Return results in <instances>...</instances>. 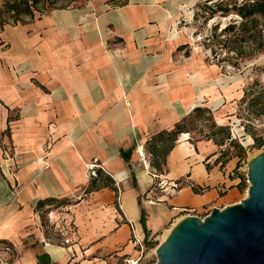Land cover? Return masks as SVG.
<instances>
[{"label": "crops", "instance_id": "0c3cea01", "mask_svg": "<svg viewBox=\"0 0 264 264\" xmlns=\"http://www.w3.org/2000/svg\"><path fill=\"white\" fill-rule=\"evenodd\" d=\"M201 1L84 0L1 32L0 242L13 264H124L187 214L236 201L239 158L213 139L181 133L162 170L146 148L198 106L240 125L247 78H219L183 25ZM95 161L108 180L93 188ZM154 172L180 188L159 189Z\"/></svg>", "mask_w": 264, "mask_h": 264}, {"label": "trees", "instance_id": "16d2710c", "mask_svg": "<svg viewBox=\"0 0 264 264\" xmlns=\"http://www.w3.org/2000/svg\"><path fill=\"white\" fill-rule=\"evenodd\" d=\"M58 0H4L0 7V25L16 24L25 22L27 18H33L37 12L44 13L51 8H55ZM41 5V7H40ZM197 17L199 11L203 13L206 19L217 15L229 16L236 15L239 19L231 18L220 33V23L212 27L214 41L221 45V49L225 50L226 57L220 58L221 52H218L214 45L208 44L211 50L212 59L223 67L224 61L233 64L246 59L253 58L264 52V0H203L197 6ZM225 36L221 39L220 36ZM252 95V97H250ZM245 99H248L247 108L251 116H264V84H260L257 80L248 87ZM245 99L243 101L245 102ZM242 101V102H243ZM213 119V112L208 107L198 106L187 117L176 124L173 130H163L155 134L147 144V150L152 154V165L157 170H162L166 163L169 152L173 149L179 135L189 131V123L201 121V125L208 120ZM203 123V124H202ZM213 130L197 139H213L217 144L239 148L240 160L246 157L247 147L242 142H238L233 138L229 126L216 124L214 120L211 122ZM264 144V142L262 143ZM261 143L258 146L262 145ZM229 150H224L222 155L225 156ZM233 156L230 155L229 158ZM239 165V163H238ZM99 178L92 181L93 188L96 187L98 180H108V177L98 172ZM243 188V186L241 187ZM39 264H56L52 263L46 256L39 257Z\"/></svg>", "mask_w": 264, "mask_h": 264}, {"label": "water", "instance_id": "95a60500", "mask_svg": "<svg viewBox=\"0 0 264 264\" xmlns=\"http://www.w3.org/2000/svg\"><path fill=\"white\" fill-rule=\"evenodd\" d=\"M239 203L187 214L156 247V264H264V150L248 162Z\"/></svg>", "mask_w": 264, "mask_h": 264}, {"label": "rangeland", "instance_id": "374dc122", "mask_svg": "<svg viewBox=\"0 0 264 264\" xmlns=\"http://www.w3.org/2000/svg\"><path fill=\"white\" fill-rule=\"evenodd\" d=\"M3 1L4 0H0V7ZM82 2H84V0H58L55 3V7L57 8L69 7V6L78 5ZM197 11L198 10L196 9V12ZM196 12L194 13L193 17L190 18V22L188 23L186 21L185 22L183 21L184 23L183 25L191 26V28L194 30V37L197 40V43H199L201 46L205 48L207 47L208 44H212L214 45V47L218 52H221L220 58L226 57L227 55L225 53V50H222L221 45L216 43L212 38L213 35L212 27L215 24L220 23L219 25L220 28L217 31V33H220L221 29L226 26V24L231 18L239 19V17L236 15H229L225 17L221 15H217L215 17L206 19L205 15L200 11L198 16L196 17L195 16ZM36 14L38 15V12ZM9 26H12V24H5L3 27L0 25V54L1 52L5 51L7 48L6 42L3 41V39L1 38V32L6 27ZM220 38L225 39V36L221 35ZM207 50L208 52H210V56L212 57L210 48H208ZM220 67L222 70V75L219 78H230L232 81H236L240 78L243 79L247 78V81L245 82L244 85L245 95L241 100L237 101V105H236V115L240 121V125L235 126L234 124H227V126H229L232 131L236 130L239 133V135H236L237 136L236 138H238L236 140L240 143L242 142L244 145L247 146L245 148L246 157L240 160V157L238 155L239 154L238 147L235 146L229 147L228 143L223 145V151L229 150L227 155H225V158L229 157L230 155L239 158L238 170L235 171V174H238L242 178V180L244 181V186L243 188H241L240 194H237L236 201L232 203V204H236L239 203L241 200H243L248 194L249 182H248L247 172H248L249 160L253 158L256 154L264 150V144H262L264 142V116H260V117L251 116L247 108L248 99H245L246 92L248 91V87L251 86L254 83V81L257 80L260 84H264V52L258 54L253 58L241 61L239 62V64H233L224 61L223 67L222 66ZM250 97H252V95H250ZM243 99H245V102L243 101ZM212 120H214L216 124H218L214 116ZM212 120L206 121L203 126L201 125V121H197L199 122V124H196V121H194L193 123H189V128L191 129L190 132L191 136L197 139L207 133H210L213 130V127L211 126ZM238 128L240 132L237 130ZM243 130H244V135H242ZM259 143H261L262 145L258 146ZM229 205L231 204H228L226 206ZM171 228H169V230L165 233V235L162 238L166 237V235L169 233ZM158 244L159 242L157 244L152 245L151 248L147 249L145 253H143L142 259L140 260L139 264L157 263L156 247ZM17 257H18V252L15 250L13 245H10L9 243L6 242H0V264H13L17 260Z\"/></svg>", "mask_w": 264, "mask_h": 264}, {"label": "built area", "instance_id": "2783aa9c", "mask_svg": "<svg viewBox=\"0 0 264 264\" xmlns=\"http://www.w3.org/2000/svg\"><path fill=\"white\" fill-rule=\"evenodd\" d=\"M231 132H232L233 138H236L237 137L236 135H239V133L236 130L235 131L231 130ZM242 135H244V131ZM141 160L146 168H150V161H149V157L147 153L141 152ZM88 167H89V175L91 177H97L98 176L97 168L100 167V164L97 161H95L89 164ZM153 174L157 178V185L159 189L161 190L169 191L171 194H173L181 186L179 181H169L168 179L164 177V175L156 173V172H154ZM79 199H82V196H79ZM68 242H69V239L64 240V243H68ZM142 256H143V253L141 252L138 256L126 258L124 264H139L140 260L142 259Z\"/></svg>", "mask_w": 264, "mask_h": 264}]
</instances>
